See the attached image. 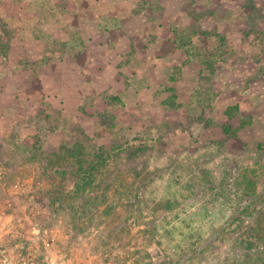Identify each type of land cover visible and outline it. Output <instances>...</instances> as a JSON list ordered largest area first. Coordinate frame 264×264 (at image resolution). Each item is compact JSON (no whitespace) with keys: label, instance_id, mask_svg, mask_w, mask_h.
Segmentation results:
<instances>
[{"label":"rangeland","instance_id":"374dc122","mask_svg":"<svg viewBox=\"0 0 264 264\" xmlns=\"http://www.w3.org/2000/svg\"><path fill=\"white\" fill-rule=\"evenodd\" d=\"M0 48V248L264 264V0H0Z\"/></svg>","mask_w":264,"mask_h":264},{"label":"trees","instance_id":"16d2710c","mask_svg":"<svg viewBox=\"0 0 264 264\" xmlns=\"http://www.w3.org/2000/svg\"><path fill=\"white\" fill-rule=\"evenodd\" d=\"M0 54L5 56L6 51L1 50V48H0ZM225 114L227 116V119H225L224 122L219 123V127H220L221 131L227 136H229L230 134L237 133L239 131V129H241L243 122L236 115H233L230 112H225ZM256 146H257L258 150L264 151V141L258 143ZM90 169H92V171H93V168H90ZM256 223L258 225H260L259 222H256ZM262 231L263 230H261L260 228H258L256 231H254L252 229L251 236H248V238L250 237L255 241L258 240L259 242H262V241H264V236H263L264 234ZM253 240L250 239V241H249V239H247L246 242H248V244H250V245L252 243V245H253V243H254ZM256 256L259 257V255H257V254H256Z\"/></svg>","mask_w":264,"mask_h":264},{"label":"built area","instance_id":"2783aa9c","mask_svg":"<svg viewBox=\"0 0 264 264\" xmlns=\"http://www.w3.org/2000/svg\"><path fill=\"white\" fill-rule=\"evenodd\" d=\"M10 249L0 248V264H38L36 258L39 254H34L37 250L33 247L13 246Z\"/></svg>","mask_w":264,"mask_h":264}]
</instances>
